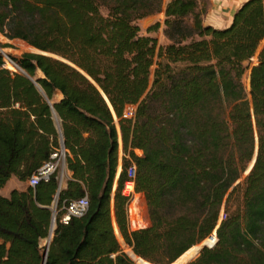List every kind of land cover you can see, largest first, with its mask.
I'll return each mask as SVG.
<instances>
[{
  "label": "trees",
  "instance_id": "obj_1",
  "mask_svg": "<svg viewBox=\"0 0 264 264\" xmlns=\"http://www.w3.org/2000/svg\"><path fill=\"white\" fill-rule=\"evenodd\" d=\"M209 9L0 0V34L36 52L12 58L17 73L0 55V189L65 150L62 177L58 168L0 195V264H134L121 245L136 264H264V0L245 2L222 30L205 24ZM162 12L146 31L162 28L158 45L137 22ZM131 163L148 215L133 217L132 228L147 226L134 231L121 194ZM84 196L86 213L62 224L59 210Z\"/></svg>",
  "mask_w": 264,
  "mask_h": 264
},
{
  "label": "built area",
  "instance_id": "obj_2",
  "mask_svg": "<svg viewBox=\"0 0 264 264\" xmlns=\"http://www.w3.org/2000/svg\"><path fill=\"white\" fill-rule=\"evenodd\" d=\"M1 57L3 61V64L1 65V67L3 69H6L12 73H17L21 71L19 65L11 57L6 56L4 53L1 54ZM250 62L251 63L256 62V56L253 57L250 60ZM135 111H136V106H127L125 109V116L128 118H132L135 114ZM64 162H65V150L63 149V147H60L53 154H51L49 162H47L42 168H40L37 171V173H35L29 178L27 182L28 186L31 188H34L41 181L47 182L50 176L58 168H60L61 170V177H62V173L64 170ZM135 176H136V167L133 163H131L126 170L127 181L124 183L121 194L122 196L127 198L126 215H127L129 228L132 231L147 227V226H140V228H137V229L132 228L133 219L136 218L137 215L142 216L144 214V211L142 210V208L145 207L142 205V201H141L143 195L135 192V188H134ZM128 183L133 184V189L130 192L126 193L125 187H126V184ZM88 205H89L88 198L87 196H84L81 199L70 202L68 205L63 206L61 210H59V212H61L60 222L64 225H67L72 217L74 218L82 217L86 213L88 209ZM54 210H56V205H54ZM137 219L138 218L134 220H137ZM212 236L214 237V235ZM213 239L214 240L211 241L212 245L209 247H212L215 244V241H216L215 237ZM113 257L114 255L111 256V258Z\"/></svg>",
  "mask_w": 264,
  "mask_h": 264
},
{
  "label": "rangeland",
  "instance_id": "obj_3",
  "mask_svg": "<svg viewBox=\"0 0 264 264\" xmlns=\"http://www.w3.org/2000/svg\"><path fill=\"white\" fill-rule=\"evenodd\" d=\"M167 2H168V0H163V11H164V8H165ZM163 20H164V12H162L161 14H158V15H155V16H152V17H148L146 19H143V20L138 21L137 22V25L140 28V34L143 35V36L155 37V38H157L158 45H165L166 44V40L163 37L162 28H160V30L157 33H147L146 32L147 29L152 24H154L155 22H160V24L162 25L163 24ZM6 45H8V47H3L2 48V46H6ZM32 49L33 48H31L30 46H28L23 41H20V40H12V41H9V40H7L5 37H3L0 34V55L2 53H4L8 57H11V58H14V59H20L25 54H28V53H36ZM244 65L246 67H249V69L245 72V74H244V76L242 78L243 85H244L246 91H248L249 90V73H250V67L253 65V63H251V64L245 63ZM135 153L138 156L141 155V152L140 151H136ZM121 166H122V151H121V148H119V159H118L119 174L121 172ZM118 176L117 177L115 176V179H114V184H113V189H112V194L113 195H114V191L116 190V187H117V179H118ZM15 185H18L21 188V187L24 186V183L21 182V181H18L16 178H14L9 183V185L6 187V192H2V195H5L4 197H8L10 195V194L8 195V191L10 189H15L14 187H17ZM141 201H142V205L145 206L144 215L148 218V215H147V207H146V203H145V200H144L143 197H142ZM113 221L115 222L114 216H113V213H112V224H113ZM204 247H206V246H204ZM121 248H122L123 252L125 254H127L128 257L134 262V264H136L135 261L130 257V255L128 254V252L125 250V248L122 245H121ZM193 259H191V260H193ZM187 263H185V264H187Z\"/></svg>",
  "mask_w": 264,
  "mask_h": 264
},
{
  "label": "crops",
  "instance_id": "obj_4",
  "mask_svg": "<svg viewBox=\"0 0 264 264\" xmlns=\"http://www.w3.org/2000/svg\"><path fill=\"white\" fill-rule=\"evenodd\" d=\"M209 1H210V9L205 18V24L215 29L222 30L230 26L234 13L248 0H209ZM253 64H256V62H254ZM118 169L116 172V177L119 175ZM65 174L67 176H70L69 172H65ZM14 178L16 177H11L7 181L5 186L0 189L1 196L3 197L5 196V195H2V192H6V187L9 185V183ZM23 183H24V186L21 188L18 185H15L17 187H14L15 189H10L8 191V195L11 193L12 190L25 191L28 187V184L27 182H23Z\"/></svg>",
  "mask_w": 264,
  "mask_h": 264
},
{
  "label": "water",
  "instance_id": "obj_5",
  "mask_svg": "<svg viewBox=\"0 0 264 264\" xmlns=\"http://www.w3.org/2000/svg\"><path fill=\"white\" fill-rule=\"evenodd\" d=\"M103 97H104V99L106 100V102L108 103L106 97H105L104 95H103ZM108 105H109V103H108ZM109 106H110V105H109ZM110 108H111V107H110ZM120 144H121V141H120ZM254 162H255V157H254V159L252 160L251 165H250V167L248 168L247 172L245 173V176H246V175L250 172V170L252 169V167H253V165H254ZM54 224H55V217L52 218L51 228H50V234H49V238H48L47 243H46L47 247L49 246L50 240H51V238H52V232H53V229H54ZM213 235H214V237H215V239H216V241H217V238H216V232H214ZM216 241H215V243H216ZM206 247H208V246H206ZM203 248H204V247H202L201 249H203ZM200 251H201V250H200Z\"/></svg>",
  "mask_w": 264,
  "mask_h": 264
},
{
  "label": "bare ground",
  "instance_id": "obj_6",
  "mask_svg": "<svg viewBox=\"0 0 264 264\" xmlns=\"http://www.w3.org/2000/svg\"><path fill=\"white\" fill-rule=\"evenodd\" d=\"M250 165H251V164H250ZM249 167H250V166H249ZM127 185H131L132 188H131V189H128V188H127ZM125 188H126V191H125L126 193H127V192H130V191L133 189V184L128 183V184H126V187H125ZM113 229H114V227H113ZM123 245H124V243H123ZM124 246H125V245H124Z\"/></svg>",
  "mask_w": 264,
  "mask_h": 264
}]
</instances>
